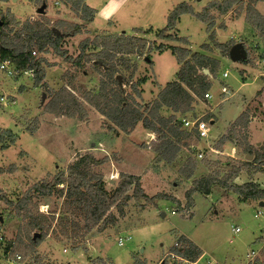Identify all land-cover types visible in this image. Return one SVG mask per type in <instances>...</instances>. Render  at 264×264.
<instances>
[{"label": "rangeland", "instance_id": "obj_1", "mask_svg": "<svg viewBox=\"0 0 264 264\" xmlns=\"http://www.w3.org/2000/svg\"><path fill=\"white\" fill-rule=\"evenodd\" d=\"M80 1L82 6L77 7ZM224 1L0 0V22L18 36V42L26 32L56 29L65 35L80 25H84L81 34L66 38L62 45L73 57L79 56L87 40L109 42L133 36L147 41L145 47L141 44L143 54L122 55L111 46H90V61L82 68L67 63L50 47L40 51L33 43L41 66L39 79L0 75L7 98V106L0 102V214L6 234L0 245V264L170 263L186 239L205 252L204 260L216 264H264V217H256L264 209L261 202L242 203L217 182L210 195L194 192L188 197L195 181H221L235 167L242 168L248 144L261 170L250 167L233 185L253 182L264 191V39L254 33L239 7L227 15L208 11V24L183 16L172 35L186 39V46L159 38L177 6L187 3L205 15L211 4ZM84 7L97 10L92 24H84ZM256 7L264 16V2ZM233 40L242 45L245 55L238 62L216 47ZM174 47L194 54L212 47L213 53L204 55L219 61L220 70L215 76L208 75L212 99L197 100L191 113L177 116L193 121L209 115V138L197 144L196 151L185 142H173L176 152L166 154L164 145L170 138L166 139L163 126L152 117L151 108L164 88L177 80L180 65L171 51ZM226 72L229 77L225 79ZM225 87L227 95L222 93ZM113 91L122 94L141 118L129 132H123L98 108L106 106ZM245 111L250 119L247 127L231 125ZM160 115L169 118L173 113L162 111ZM255 115L259 121L252 119ZM76 163L93 183L103 182L111 194L122 175L138 180L124 214L112 210L117 225L104 233L86 230L92 220L88 200L67 201L56 193L44 202L32 190L67 173ZM192 166L193 176L187 179ZM136 187L141 191L139 198ZM27 197L46 230L38 246L32 239L30 219L18 210ZM236 228L241 231L237 233ZM9 246L12 249L7 253Z\"/></svg>", "mask_w": 264, "mask_h": 264}, {"label": "trees", "instance_id": "obj_2", "mask_svg": "<svg viewBox=\"0 0 264 264\" xmlns=\"http://www.w3.org/2000/svg\"><path fill=\"white\" fill-rule=\"evenodd\" d=\"M262 2H264V0H225L221 4H211L205 9V15L196 12L194 7L187 3L181 4L177 6L168 17L167 26L161 31L159 38L186 46V44H188L186 39H180L172 35V32L177 30V26L183 16L190 15L199 22L208 24V19L206 18L208 11L217 10L223 15H227L235 7H239L246 12V21L253 29L254 33L264 39V16L256 7L258 3ZM76 6H82L81 1L77 3ZM84 11L87 15H85L84 24H92L96 19L97 11L88 7H84ZM5 26V23L0 22V59H12L17 69L20 71L32 68L36 62L33 56L34 50L31 48L33 43L35 46L39 45L40 51H43L47 46L50 47L67 63L78 68H82L86 60L90 61L88 55L90 46L96 45L98 48L111 46L109 48L117 54L126 55L135 52L143 54L141 51V44L142 47L143 45L144 47L147 45V41L144 39L133 36H120L119 39L110 40L109 42H107V40L106 42H100V40H98L99 42L87 40L81 45L79 56L73 57L62 48L63 42L66 38H73L80 35L84 25L76 26L65 35L62 33L58 35L60 31L56 29L47 31L39 30V32L36 31L35 33L26 32L25 36L22 37L23 41L20 42H18V36L12 35L11 32L7 31V28L5 29ZM212 37L211 39H213ZM235 45L236 43H234L233 40V42L228 44H216V47L222 49L225 56L229 57L230 51ZM171 51L180 65L177 80L164 88L151 108V113H153L152 117L159 121L167 132H165L166 139L170 138V141H167L164 145L166 154H173L176 152V150L171 147V143L173 142H175L176 145L185 142V146L191 148L201 142L196 131L190 132L185 130L183 123L185 118L180 119L177 116L191 113L194 110L193 105L197 103V100L206 102L205 96L211 91L212 84L209 82V77L205 72L209 71L211 76H215L220 70L219 61L208 55H204L213 53L214 50L212 47H203V54H194L187 48L177 47L172 48ZM122 96V94L113 91V97L108 101L106 106L100 107V105H98V108L104 116L112 120L123 132H129L135 129L141 118L137 115L136 111H131L127 105V100ZM162 111L172 112L173 116L169 118L162 117L160 115ZM202 120L204 122H209L211 118L209 115H206ZM249 120V113L245 111L234 125L247 127ZM223 143L224 142L218 145L220 151H222ZM216 150L219 152L218 149ZM244 153L245 156H253L252 162H243L242 168L235 167L232 171H229L227 178L221 181H216L211 178L195 181L193 190L188 193V197L194 192L205 196L210 195L211 186L217 182L221 187H224L227 191L238 196L242 203L252 201L264 203V191L255 183L252 182L240 186L233 185L240 173L248 171L250 167L256 166L257 168L254 167V169L257 172L261 170L259 169L257 158L254 157L253 147L248 144L244 148ZM192 167V171L185 175L187 179H191L193 176L195 166ZM2 173L3 171L0 170V174ZM136 182L138 183V180L134 177L122 175L118 188L111 194L105 189L103 182L93 183L89 179L87 173L82 169L80 163H76L69 168L67 173H60L49 183H39L35 185L32 190L39 193L41 200L44 202L49 201L56 193L60 197L65 196L67 201L77 198L88 200L92 206V220L86 226V230L91 232L96 229L98 233H104L118 223V219L113 215L112 210H117L120 215L124 214L125 208L131 200L130 193L136 185ZM60 186H64V189H59ZM135 193L139 198L141 191L138 187H136ZM144 199L149 201L147 197ZM30 202L31 199L27 197L20 203L18 210L19 212L24 211L26 213L25 216L30 219L29 227L30 230L34 232L32 239H34L36 234L41 233V238L37 239L35 242L36 246H38L45 240L47 235L44 225L35 218L33 213L35 211H31ZM35 209L38 210L39 206ZM1 217L2 214H0V218ZM52 217L53 219L55 218L53 214ZM43 218L47 219L46 217ZM183 242H185L184 245ZM10 248L11 246L6 249L7 253ZM177 253L193 261L199 259L203 255L202 250L187 239L182 241V246L177 250Z\"/></svg>", "mask_w": 264, "mask_h": 264}, {"label": "built area", "instance_id": "obj_3", "mask_svg": "<svg viewBox=\"0 0 264 264\" xmlns=\"http://www.w3.org/2000/svg\"><path fill=\"white\" fill-rule=\"evenodd\" d=\"M33 56L36 59L35 64L33 65L32 68L25 70V71L18 70L12 59H0V75L6 79H16V78H20V77H27V78H30L32 80H35L37 78L39 79L40 74H41L40 61H39V58H37L36 52H33ZM228 77H229V73L226 72L224 74V78L226 79ZM222 93L227 95L229 93V91L225 87L222 89ZM3 94H5V92H3V88L0 84V102L3 105L7 106V104H6L7 98L5 96H3ZM205 99H206V101L211 100L212 99L211 94L210 93L207 94L205 96ZM252 119L254 121H259L260 117L255 115ZM183 123H184L185 129H187V130L189 129L188 131H190V132L196 131L198 133L200 141H204V140H207L209 138L210 128H209L208 124L202 120V118H197L193 121L184 120ZM193 150L196 151L197 150L196 147H193ZM198 157L200 159H203V154L198 153ZM215 192L216 191H214V193ZM173 214H175V212H173ZM256 217H264V209L260 210V212H258ZM1 218H0V245L2 243H4L5 235H6L5 234V220L2 218L3 219V221H2ZM240 231L241 230L239 228H236L237 233H239ZM122 245H123V243L121 241L120 246H122ZM10 249H12V247ZM18 259L21 260L22 259L21 256H19ZM165 263L166 264H216V263H213L209 260H204L203 256L200 257L199 259L193 261V260H189V259L183 257L179 253L172 254L171 255V262L170 263L165 262Z\"/></svg>", "mask_w": 264, "mask_h": 264}, {"label": "water", "instance_id": "obj_4", "mask_svg": "<svg viewBox=\"0 0 264 264\" xmlns=\"http://www.w3.org/2000/svg\"><path fill=\"white\" fill-rule=\"evenodd\" d=\"M198 1H201V0H198ZM43 10H41V13H42ZM58 35H61L60 32H58ZM230 58L234 61V62H238L240 61L241 59L243 60L245 58V55H244V52H243V47L241 44H238V45H235L231 51H230V54H229ZM206 75H209V71H206L205 72ZM46 99V96L44 95L43 96V100L45 101ZM213 124V123H212ZM253 159V156H247L246 157V162H251ZM264 206V205H262ZM163 216H165V214H163ZM2 219V218H1ZM3 221V219H2ZM41 235L40 234H36L35 237H34V240H37L38 238H40ZM162 264H166L165 262H163Z\"/></svg>", "mask_w": 264, "mask_h": 264}, {"label": "crops", "instance_id": "obj_5", "mask_svg": "<svg viewBox=\"0 0 264 264\" xmlns=\"http://www.w3.org/2000/svg\"><path fill=\"white\" fill-rule=\"evenodd\" d=\"M97 11V10H96ZM97 16H98V13H97ZM178 27V26H177ZM243 85H247L246 83L245 84H243ZM234 123H235V121L231 124V125H234ZM250 145V144H249ZM251 146V145H250ZM245 154V153H244ZM247 156H245V158H246ZM261 204V207H262V202L260 203ZM187 240H189V239H187ZM190 241V240H189ZM192 242V241H191ZM123 243V242H122ZM193 243V242H192ZM195 244V243H194ZM196 245V244H195ZM123 246V245H122ZM198 246V245H197ZM199 247V246H198ZM200 248V247H199ZM201 249V248H200ZM202 250V249H201ZM202 252H203V250H202ZM203 256L205 257V256H207V255H205V252H203Z\"/></svg>", "mask_w": 264, "mask_h": 264}]
</instances>
